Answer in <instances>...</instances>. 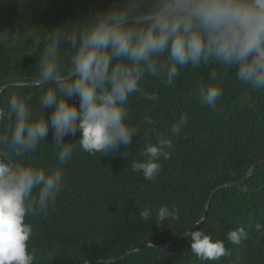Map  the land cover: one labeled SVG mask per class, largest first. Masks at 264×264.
I'll return each mask as SVG.
<instances>
[{"label":"trees","instance_id":"trees-1","mask_svg":"<svg viewBox=\"0 0 264 264\" xmlns=\"http://www.w3.org/2000/svg\"><path fill=\"white\" fill-rule=\"evenodd\" d=\"M112 2L34 0L0 7V30L15 23L14 30L0 36V107L6 109L8 99L19 95L36 115L42 114L39 98L53 86L39 79L50 31ZM60 59L66 71L69 57L61 52ZM212 71L218 73L215 81ZM197 83L222 89L215 108L201 103ZM141 87L155 99L143 93L129 97L126 123L136 133L130 145L89 153L80 147L77 133L65 138L75 151L61 164L50 131L24 158L35 167L59 169L63 177L54 205L25 217L32 226L27 245L33 264H264V90L241 83L235 70L214 62L180 68L171 85L162 76H148ZM49 115L50 109H44V118ZM181 116L187 124L178 135H169ZM161 135L171 141L170 158L161 156L157 176L144 180L132 164L145 161L146 147ZM221 185L226 186L214 190ZM162 206L177 209L179 218L159 223ZM143 209L148 219L140 216ZM240 227L246 237L239 244L228 241V231ZM196 230L223 240L231 254L200 259L184 234Z\"/></svg>","mask_w":264,"mask_h":264},{"label":"clouds","instance_id":"clouds-1","mask_svg":"<svg viewBox=\"0 0 264 264\" xmlns=\"http://www.w3.org/2000/svg\"><path fill=\"white\" fill-rule=\"evenodd\" d=\"M61 52L70 62L63 72ZM210 62L264 90V0H113L92 16L54 27L39 67L40 81L53 85L39 98L42 114L36 115L19 95L8 99L6 109L0 107V264H33L27 245L32 226L25 217L47 212L62 188L61 170L24 162L50 131L61 164L75 151L65 138L77 133L80 147L89 153L130 145L136 133L126 123L129 97L143 93L155 99L141 87L145 78L162 76L171 85L180 68ZM217 76V71L210 74L212 81ZM196 88L201 103L211 108L223 94L211 83ZM44 109H50L48 119ZM187 122L181 116L169 135H178ZM171 147L168 135H161L132 170L153 180L161 169L159 158L169 159ZM139 214L150 216L147 209ZM157 218L159 223L178 219V210L162 206ZM184 234L202 260L231 254L223 240L202 230ZM246 235L240 227L229 230L227 240L239 244Z\"/></svg>","mask_w":264,"mask_h":264},{"label":"rangeland","instance_id":"rangeland-1","mask_svg":"<svg viewBox=\"0 0 264 264\" xmlns=\"http://www.w3.org/2000/svg\"><path fill=\"white\" fill-rule=\"evenodd\" d=\"M2 2H4V5L1 3L0 7H2L1 9H7L8 5H16V4H25V3H29L32 2L34 0H1ZM5 6V7H4ZM13 16V15H12ZM14 22L4 25L3 29L0 30V36L1 37H5L10 31L14 30Z\"/></svg>","mask_w":264,"mask_h":264},{"label":"water","instance_id":"water-1","mask_svg":"<svg viewBox=\"0 0 264 264\" xmlns=\"http://www.w3.org/2000/svg\"><path fill=\"white\" fill-rule=\"evenodd\" d=\"M248 173H249V171L247 172V174H246V176L248 175ZM239 182H237L236 184H238ZM223 186H226V185H221V186H217L214 190H216V189H218V188H220V187H223ZM213 190V191H214ZM213 191L210 193V195H209V197H208V199H207V202H206V205H207V203H208V201H209V199H210V196L212 195V193H213ZM197 225V224H196ZM193 227H195V225L193 226ZM179 238V237H178ZM167 244V243H166ZM165 244V245H166ZM130 252H127L125 255H127V254H129ZM124 255V256H125ZM124 256H122V257H124Z\"/></svg>","mask_w":264,"mask_h":264}]
</instances>
